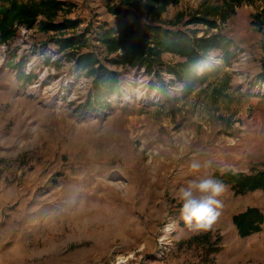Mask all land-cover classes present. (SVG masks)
Segmentation results:
<instances>
[{
  "label": "rangeland",
  "instance_id": "obj_1",
  "mask_svg": "<svg viewBox=\"0 0 264 264\" xmlns=\"http://www.w3.org/2000/svg\"><path fill=\"white\" fill-rule=\"evenodd\" d=\"M63 1L70 10L58 21L80 20L75 32L60 36L41 32L39 24L21 25L13 41L0 45V262L264 264V224L241 237L233 223L249 207L264 213L263 191L236 196L225 186L219 218L202 234L179 212V189L191 180L264 170V33L252 25L262 3L242 5L208 31L188 21L222 0H181L163 19L179 16L174 29L200 38L208 32L226 38L229 63L216 53L199 68L221 69L220 75L183 97L173 75H162L168 85L162 95L157 75L113 67L122 87L109 99L111 109L85 113L78 108L88 101L93 78L58 41L84 34L89 44L82 52L105 59L99 35L116 29L118 19L108 0ZM130 19L146 22L137 14ZM21 64L20 72L14 67ZM193 160L201 163L199 172L191 171Z\"/></svg>",
  "mask_w": 264,
  "mask_h": 264
},
{
  "label": "trees",
  "instance_id": "obj_2",
  "mask_svg": "<svg viewBox=\"0 0 264 264\" xmlns=\"http://www.w3.org/2000/svg\"><path fill=\"white\" fill-rule=\"evenodd\" d=\"M262 3L261 10L253 16L252 25L264 33V0H222V5L205 6L190 17L188 24L206 26L208 31L218 28V23L225 24L236 9L244 4ZM108 10L118 19L116 29L103 30L98 42L106 49L107 55L102 59L94 52H82L89 44L84 34L62 37L58 41L59 50L68 52L67 57L74 61L76 67L86 71L93 78L91 95L88 101L78 108L85 113H100L111 109L109 99L121 92L122 73L113 67L127 69H145L148 76L159 77V91L167 94V87L162 75H173L183 86V97L190 96L197 87L203 86L213 77H218L221 69L200 73L199 68L206 66L216 53L223 54V60L230 61L229 43L220 34L205 33L203 37L187 31L176 30L182 18L167 22L163 15L170 7L178 6L181 0H108ZM69 5L63 0H0V45L9 44L15 39L18 27L25 25L33 28L39 24L44 33L62 36L75 32L81 25L78 19L63 18ZM137 14L146 22L131 20ZM40 20V21H39ZM89 28V27H88ZM264 49V44H263ZM165 55H173L183 61L172 65L167 63ZM104 61L106 63H104ZM110 65V66H108ZM22 71V64L14 67ZM19 78L31 81L32 75L21 73ZM260 78L264 79L263 72ZM218 96L219 90H215ZM214 178L225 186H231L236 196L263 191L264 170L254 171L250 175L243 173L215 172ZM233 223L241 237H248L262 231L264 213L256 207H249L245 212L233 217ZM199 237L192 240L196 241Z\"/></svg>",
  "mask_w": 264,
  "mask_h": 264
},
{
  "label": "clouds",
  "instance_id": "obj_3",
  "mask_svg": "<svg viewBox=\"0 0 264 264\" xmlns=\"http://www.w3.org/2000/svg\"><path fill=\"white\" fill-rule=\"evenodd\" d=\"M201 167L196 160L190 163L193 173L199 172ZM224 190L223 182L211 176L191 180L186 187L179 189L180 218L191 231L202 234L211 230L220 215L219 197Z\"/></svg>",
  "mask_w": 264,
  "mask_h": 264
},
{
  "label": "bare ground",
  "instance_id": "obj_4",
  "mask_svg": "<svg viewBox=\"0 0 264 264\" xmlns=\"http://www.w3.org/2000/svg\"><path fill=\"white\" fill-rule=\"evenodd\" d=\"M172 224L167 225L165 228V233H170Z\"/></svg>",
  "mask_w": 264,
  "mask_h": 264
},
{
  "label": "crops",
  "instance_id": "obj_5",
  "mask_svg": "<svg viewBox=\"0 0 264 264\" xmlns=\"http://www.w3.org/2000/svg\"><path fill=\"white\" fill-rule=\"evenodd\" d=\"M247 210V209H246ZM1 259V258H0ZM0 264H2V262H0Z\"/></svg>",
  "mask_w": 264,
  "mask_h": 264
}]
</instances>
